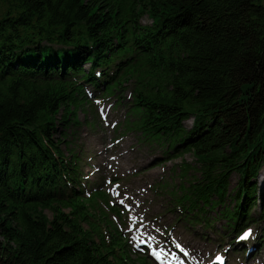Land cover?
Returning <instances> with one entry per match:
<instances>
[{
    "label": "trees",
    "instance_id": "16d2710c",
    "mask_svg": "<svg viewBox=\"0 0 264 264\" xmlns=\"http://www.w3.org/2000/svg\"><path fill=\"white\" fill-rule=\"evenodd\" d=\"M88 86L168 159L191 152L184 219L264 232V0H0V264H150L63 146Z\"/></svg>",
    "mask_w": 264,
    "mask_h": 264
},
{
    "label": "rangeland",
    "instance_id": "374dc122",
    "mask_svg": "<svg viewBox=\"0 0 264 264\" xmlns=\"http://www.w3.org/2000/svg\"><path fill=\"white\" fill-rule=\"evenodd\" d=\"M147 22L143 18V23ZM121 96L126 106L130 91ZM71 122L63 146L69 154L79 157L90 194H100L93 199L94 207L109 216L134 251L139 254L145 251L148 256L147 250L155 249L162 262L174 264H222L214 263L216 256L224 264H264L261 225H250L257 239L244 246L245 249L254 246V250L243 253L246 251L234 246L236 235L222 221L211 218L206 223L188 221L183 218L184 212L174 211L173 196L178 195L184 181L188 183L192 178L195 160L191 152L168 159L171 155L165 153L166 142L157 145L152 138L147 141L140 136L131 127L124 106L117 107L112 98L93 99ZM191 125V120L184 122L186 129ZM58 128L61 132L64 129L61 125ZM68 153H65L67 157ZM186 166L191 168L187 174ZM238 179L236 173L230 176L231 193ZM257 181H264V168ZM252 212L258 213V209ZM137 232L142 236H137ZM135 258L136 254L132 253L131 259ZM148 261L155 264L150 258Z\"/></svg>",
    "mask_w": 264,
    "mask_h": 264
},
{
    "label": "snow or ice",
    "instance_id": "6c2138e0",
    "mask_svg": "<svg viewBox=\"0 0 264 264\" xmlns=\"http://www.w3.org/2000/svg\"><path fill=\"white\" fill-rule=\"evenodd\" d=\"M121 203H123V201H121ZM251 235V229L243 232V234L239 237V241H243V240H246L249 236ZM142 243H146V242H142ZM136 247H140L139 244L135 245ZM154 255V253H151ZM221 258L220 257H217V260H220Z\"/></svg>",
    "mask_w": 264,
    "mask_h": 264
},
{
    "label": "bare ground",
    "instance_id": "6f19581e",
    "mask_svg": "<svg viewBox=\"0 0 264 264\" xmlns=\"http://www.w3.org/2000/svg\"><path fill=\"white\" fill-rule=\"evenodd\" d=\"M92 88H91V86H88V87H86V90H91ZM185 153V152H184ZM183 153V154H184ZM182 208H183V205H175V207H174V211L175 212H177V211H180V210H182ZM141 234V233H140Z\"/></svg>",
    "mask_w": 264,
    "mask_h": 264
}]
</instances>
